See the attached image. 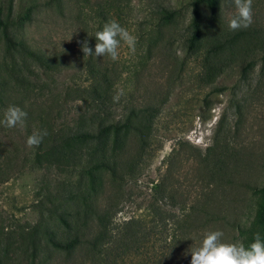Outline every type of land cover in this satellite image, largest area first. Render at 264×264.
<instances>
[{"label": "rangeland", "instance_id": "1", "mask_svg": "<svg viewBox=\"0 0 264 264\" xmlns=\"http://www.w3.org/2000/svg\"><path fill=\"white\" fill-rule=\"evenodd\" d=\"M195 6L210 38L220 33L221 40L238 41L211 85L201 81L202 54L187 53ZM235 15L231 0H219L215 23L199 0H0V121L9 105L28 113L22 129L0 123L1 264H90L86 249L66 254L48 242V233L66 240L57 217L74 211L67 198L76 195L87 150L69 164L48 151L68 133L94 126L99 107L77 89L95 79L107 87V116H155L145 151L131 139L121 157L129 162L140 154L139 173L123 182L103 175L94 210L109 212L115 230L132 217L150 222L152 185L168 167L163 196L169 198L162 203L169 223L183 226L170 264H191L190 251L207 231H223L225 242H248L264 186V0H253L249 28L232 31ZM109 20L136 37L135 51L122 42L117 61L85 57L80 42L87 40L94 54L95 34ZM34 128L48 135L29 148ZM218 142L223 170L208 186L199 154ZM131 264L149 263L139 256Z\"/></svg>", "mask_w": 264, "mask_h": 264}, {"label": "trees", "instance_id": "2", "mask_svg": "<svg viewBox=\"0 0 264 264\" xmlns=\"http://www.w3.org/2000/svg\"><path fill=\"white\" fill-rule=\"evenodd\" d=\"M199 2L209 13L208 21L215 23L219 20V0ZM189 26L192 33L187 38V53L202 54L201 81L205 85H211L221 77L228 65V52L238 41L235 38L221 40L220 33L210 38L207 34L208 24L205 16L198 6L193 9ZM77 91L99 108L93 114V122L90 124L94 126H84L68 133L62 138L59 146L48 151L51 156L56 151L59 158L68 164L81 155L79 150L81 148H85L88 155L87 165L79 174L76 195L67 198V201L73 202L74 211L65 212L57 217L62 229L61 234L66 240L48 233L49 244L53 249L66 254L77 249H86L90 264H118L119 260L121 264L126 261L131 264L139 256H143L149 264L173 263V249L182 236L183 226L169 223L171 214L164 210L166 203H162L163 199L169 198L163 196L168 190L166 187V179L170 173L168 167L162 179L152 185V199L147 206L153 217L150 222L141 217H132L123 221L115 230L110 213L94 210L92 201L99 193L103 175L107 174L113 181L123 182L133 174L139 173L143 163L140 154L145 151V138L150 131L148 124L155 115L139 111L131 116H120L118 119L107 116L104 109L107 102V87L105 81L101 79L92 80L86 89ZM131 139L137 141L140 154L132 161L123 162L121 157L127 152ZM219 147L218 142L204 155L199 154L198 164L210 179L208 186L223 170V152ZM171 161L172 158H169L168 163ZM257 191L261 194L262 204L256 214V226L246 232L248 242L245 245L252 241L257 231L264 237V186ZM156 219H159L157 223ZM91 227L93 232L88 234L87 231Z\"/></svg>", "mask_w": 264, "mask_h": 264}, {"label": "clouds", "instance_id": "3", "mask_svg": "<svg viewBox=\"0 0 264 264\" xmlns=\"http://www.w3.org/2000/svg\"><path fill=\"white\" fill-rule=\"evenodd\" d=\"M231 3L235 6L236 15L230 20L229 28L232 31L249 28L253 23V0H231ZM95 39L97 43L94 54L87 40L80 42L85 57L108 56L117 61L122 42L135 51L136 37L116 20L106 22L103 29L96 32ZM27 117L28 113L21 107L9 105L0 123L10 129H22ZM47 135L46 129L34 128L26 140V145L29 148H38ZM223 237L224 232L221 230L205 232L200 246L190 251L191 264H264V237L259 231L247 245L243 242H225Z\"/></svg>", "mask_w": 264, "mask_h": 264}]
</instances>
